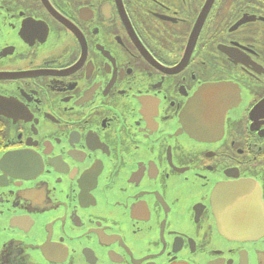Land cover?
I'll return each mask as SVG.
<instances>
[{
    "label": "flooded vegetation",
    "instance_id": "flooded-vegetation-1",
    "mask_svg": "<svg viewBox=\"0 0 264 264\" xmlns=\"http://www.w3.org/2000/svg\"><path fill=\"white\" fill-rule=\"evenodd\" d=\"M0 264H264V0H0Z\"/></svg>",
    "mask_w": 264,
    "mask_h": 264
},
{
    "label": "water",
    "instance_id": "water-1",
    "mask_svg": "<svg viewBox=\"0 0 264 264\" xmlns=\"http://www.w3.org/2000/svg\"><path fill=\"white\" fill-rule=\"evenodd\" d=\"M213 191H214V189H213L212 192H211V195H210V201H211V198H212V196H213Z\"/></svg>",
    "mask_w": 264,
    "mask_h": 264
}]
</instances>
